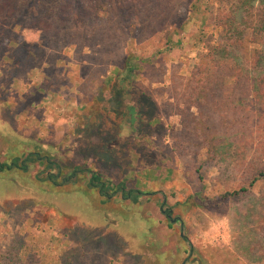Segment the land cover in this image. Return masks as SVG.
Wrapping results in <instances>:
<instances>
[{"label": "rangeland", "instance_id": "rangeland-1", "mask_svg": "<svg viewBox=\"0 0 264 264\" xmlns=\"http://www.w3.org/2000/svg\"><path fill=\"white\" fill-rule=\"evenodd\" d=\"M82 1V13L70 6L60 12L70 36L62 44L51 18L27 22L13 0H0V162L29 152L40 158L25 171H0V264H62L67 254L74 264H264L263 255L236 246L258 223L251 215L262 208L264 177L247 195L221 199L264 171V103L242 101L237 76L224 63H209L220 79L213 90L207 86L209 111L197 99L188 106L182 90L171 88L173 75L187 81L219 42L220 0H121L109 38L119 44L105 50L103 63L82 43L89 14ZM151 10L163 25L151 20ZM249 38L244 66L253 74L250 50L257 45ZM128 49L152 59L137 81L151 89L158 113L148 135L129 140L124 131L114 142L116 164L93 151L86 123H77L98 75L115 72ZM156 50L162 51L154 57ZM53 155L61 164L55 185L45 179L57 171L46 167ZM70 163L143 194L136 202L119 191L106 199L87 189L88 172L63 181Z\"/></svg>", "mask_w": 264, "mask_h": 264}, {"label": "trees", "instance_id": "trees-1", "mask_svg": "<svg viewBox=\"0 0 264 264\" xmlns=\"http://www.w3.org/2000/svg\"><path fill=\"white\" fill-rule=\"evenodd\" d=\"M17 9L22 12V19L29 22L34 17H48L55 22V35L60 37L58 43H69L70 36L61 28L64 20L60 12L70 6L74 12L82 13V0H13ZM89 8L86 20L87 32L83 35L85 45L94 47L99 51L100 63L107 60L105 50H109L112 45L119 44L116 40L110 41L114 27L118 24L117 18L113 14H118L121 8V0H85ZM84 1V3H85ZM196 1V0H195ZM200 1V0H197ZM221 6L216 14V23L221 27L219 42L208 47V50L200 58L201 65L191 72L187 81H183L178 75L172 76L171 88L176 92L182 90L184 102L190 106L191 101L196 100L201 103L203 109L209 111L207 102L211 95L208 90H213L220 84V79L211 75L209 63H224L229 73L237 76L236 89L242 94V101L258 104L259 108L264 103V0H220ZM33 9L32 11H30ZM121 11V10H120ZM119 11V12H120ZM148 16L154 21H159V26L163 25L164 17L157 15L155 10H151ZM156 19V20H155ZM158 19V20H157ZM96 24V25H95ZM250 37L248 42L257 47L250 50L252 58L251 70L244 66L247 56L246 37ZM156 50L153 54L161 53ZM152 55V56H153ZM152 59L145 58L135 51L129 49L125 51L118 62L116 70L110 75L100 74L96 94L86 102L85 112L78 120L79 127L86 128L83 134L87 138L95 153H101L105 160L118 163L119 152L115 149L114 142H117L124 131H128L127 138L134 139L138 134L148 135L152 131L153 123L157 118L158 106L154 100L151 89L140 85L137 77L140 75V67ZM239 68L244 72L240 73ZM200 85V86H198ZM198 86V87H197ZM199 88V90H196ZM185 92H188L185 95ZM207 93V94H206ZM214 94V92H213ZM203 102V103H202ZM80 121V122H79ZM38 154L27 153L22 159L15 158L10 162H0V171L18 168L28 170L29 163L40 160ZM59 156H47V168H56L57 171L47 172L45 179L51 183L58 184L56 178L60 175L61 164ZM88 172L87 189L91 192L95 189L108 199L112 192L119 191L122 199H130L136 202L138 195L143 194L139 189L126 188L125 181H120L113 185L109 179L96 170L88 168L85 164L75 165L70 163V174L63 181L70 180L78 173ZM264 177V171L259 170L243 180L241 186L228 190L221 194V199L236 200L245 196L260 179ZM74 181H72L73 183ZM93 189V190H92ZM161 206V203L159 204ZM170 216V209L164 210ZM168 216V217H169ZM251 219H257V225L250 227L246 237L242 234L238 238L237 248H243L249 253H259L264 256V200L262 208L251 215ZM252 222V221H251ZM239 245V246H238ZM72 254L64 256L62 264H74ZM262 257V256H260ZM264 258V257H263ZM262 259V258H261ZM11 264H28V261L19 263V260L12 259Z\"/></svg>", "mask_w": 264, "mask_h": 264}, {"label": "flooded vegetation", "instance_id": "flooded-vegetation-1", "mask_svg": "<svg viewBox=\"0 0 264 264\" xmlns=\"http://www.w3.org/2000/svg\"><path fill=\"white\" fill-rule=\"evenodd\" d=\"M167 216H169V215L167 214Z\"/></svg>", "mask_w": 264, "mask_h": 264}]
</instances>
